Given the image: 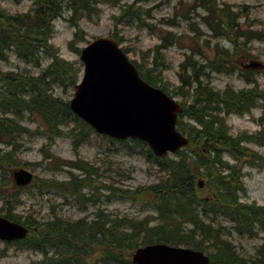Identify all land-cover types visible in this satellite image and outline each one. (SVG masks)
<instances>
[{
	"label": "trees",
	"instance_id": "trees-1",
	"mask_svg": "<svg viewBox=\"0 0 264 264\" xmlns=\"http://www.w3.org/2000/svg\"><path fill=\"white\" fill-rule=\"evenodd\" d=\"M1 1L4 0H0V55H3L7 49L15 48L21 56L28 58L34 57L37 51L41 50L52 60L49 67L38 76L0 72V111L4 113L0 116V142L7 147L0 149V184L11 186V171L21 165L18 152L22 148V143L18 140V136L33 134L29 127L22 124V121L26 119L32 121L39 117L46 129L41 134H46L50 138L62 136L63 127L78 123L81 132L74 136L80 142L89 137L91 129L73 115L66 101L40 90L43 87H52V80L58 83L73 78L75 81L79 74L78 68L61 59L58 49L49 42L54 32V22L64 13L65 4L62 0H33L32 10L26 14L12 16L2 8ZM214 4L215 0H212L204 7L212 14L205 20L212 31L218 32L215 33V37L227 39L232 43L233 48H238L240 38H245L243 45L254 39L260 40V30H248L242 33L240 26L236 24V13L228 6L219 9L218 5L214 6ZM70 5L71 17L74 18L71 19L75 27H79V20L82 18L86 16L93 18L90 14L94 10L98 12L93 0H71ZM215 8L221 13L216 12ZM138 12V10H135V13L124 10L123 16L127 20L125 23L141 21ZM215 12L217 21L213 20ZM142 24L144 25L143 22ZM234 28H237V31H234ZM80 31L75 33L76 38ZM171 40L176 43L178 39ZM162 41V46L159 48L167 47L168 39L164 37ZM169 44L172 45V42ZM217 47L219 49L214 67L223 72L233 70L234 68L230 67L234 66V62L230 58L228 48L221 49L219 45ZM191 61L190 59L186 65L187 70L183 69L182 73L194 72V75H197L195 81L198 87H179L175 91L183 99L185 106L178 125L191 138L192 144L188 149H197L201 153L194 150L195 156H193L189 150H184L177 159L165 158L156 161L161 170L166 172L159 185L154 187L157 199L155 208L158 212L156 224L152 225L156 220L153 218L136 221L120 219L109 224L99 219L89 226L88 232L78 231L77 234L73 230L77 225L70 228L62 219L46 223V226L38 232H34L30 225L32 223L28 222L30 234L22 244L29 249H56L57 254L42 264H53L54 261L58 263L57 257L60 259L70 257L71 261L81 264L83 253L77 254L79 250L75 249L80 246H83L81 249H87L88 258L101 253V264H133L131 253L136 247L154 242L190 246L196 249H205L206 246L220 247L222 249H212L213 264L263 262L262 259L260 260V255L252 261L242 258L234 250L231 242L224 238L223 229L207 224L193 206L200 204L197 184L199 177L203 176L207 181V191L217 199V206L205 209L209 211L207 215L214 214L212 220H216L221 210L226 218L234 222L235 228L240 233L253 234L257 225L264 231V206L238 203L240 192L244 190L240 178L242 165L255 163L260 165L261 160L260 153L248 148L246 144L256 143L264 146V128L256 134L233 136L228 123V118L232 114L251 113L253 109L260 108L261 104L264 107V90L256 87L257 85L243 89L227 87L224 90L204 87L199 77L203 76L205 71L202 68L198 69L200 67L196 68L195 63ZM153 69L140 70L147 81L156 84V78L152 75ZM245 78L249 82L252 81L250 75H246ZM29 90L39 91L38 96L26 98ZM187 98L191 101L187 102L185 100ZM8 114L12 118L7 116ZM39 131L40 129L36 131L37 134ZM224 154H228L234 160V165L224 161ZM55 162H57L55 167L60 168L61 162H58L56 157ZM85 164L84 161L76 163L78 168ZM82 168L86 170L85 167ZM47 184L51 188L57 186L63 191L68 188V185L63 187L66 183L60 186L62 183L51 181L44 185ZM72 184L75 185V180ZM16 200L11 198L6 200L11 213ZM168 203L170 205H167ZM186 205H189V208ZM11 213L8 216L13 218ZM112 223L114 224L110 226ZM184 224H188L191 228L185 230ZM69 250L74 252L70 255L67 253ZM60 263L65 264V259Z\"/></svg>",
	"mask_w": 264,
	"mask_h": 264
},
{
	"label": "rangeland",
	"instance_id": "rangeland-1",
	"mask_svg": "<svg viewBox=\"0 0 264 264\" xmlns=\"http://www.w3.org/2000/svg\"><path fill=\"white\" fill-rule=\"evenodd\" d=\"M62 2L65 4L64 13L54 22V33L49 42L58 49L61 58L73 63L78 71L80 70L77 76L78 83L82 78V72H84V65L80 59L82 47L95 38L110 36L119 41L129 58L136 62L140 68L142 67L144 70L154 68L152 75L156 78V85L168 87L180 102H182V98L173 93L177 87H198L195 81L197 75H194V72L182 73L183 69L187 70L186 65L190 59L192 60L191 63H195L196 68L200 67L198 69L202 68L205 71L203 76L199 77L204 87H215L217 90H223L226 87L243 88L257 85L256 87L264 89V0H215L214 6L218 5L219 9L228 6L236 13V24L240 26L242 33L248 30H260V40L254 39L243 45L245 38H240L238 48H233L232 43L227 39L215 37V33L218 32L212 31L207 25L205 19L212 14L210 10L205 9L204 5L209 4L212 0H93L98 12L94 10L90 14L93 17L91 19L90 16H86V18L79 20V27H75V23L70 21L74 19L71 17V0H62ZM33 5V0L1 1L2 8L12 16L28 13L34 8ZM124 10L134 13L135 10H138L142 18L141 21L135 22L134 20L125 23L127 20L123 16ZM215 11L220 12L216 8ZM216 12L213 15L215 21L218 18ZM239 16L241 17L239 18ZM142 22L148 26H144ZM237 28H234V31H237ZM79 30L81 31L78 34V40H75L71 46L70 43L74 40V34ZM164 37L168 39L169 43L172 42V45L168 43L167 47L159 48L162 46V38ZM176 38L178 39L176 43L171 40ZM217 45L221 49L228 48L230 58L234 62V66L230 67H233V70L223 72L214 67L217 58L216 53L219 49ZM190 56L192 57L189 58ZM51 62L52 60L47 53L41 50L37 51L34 57L25 58L15 48H10L3 55H0V72L38 76L49 67ZM251 62H260L262 67L260 70L245 68ZM194 71H196L195 68ZM246 75H250L253 82L245 81L243 77ZM70 79V81L58 83L52 80V87H43L40 90H44L54 97L58 95L70 99L77 83H72L74 79ZM61 87H68V89L66 91ZM37 94L39 91L29 90L26 98L37 97ZM185 100L191 101L190 98ZM261 112V109L260 111L254 110L250 114L228 118L232 133L246 132L252 134L257 132L261 129V122L259 124L258 121ZM3 114L0 111V116ZM7 116L12 118L10 114ZM22 124L29 127L33 134L19 135V139L17 137L25 145L23 151L22 149L19 150L18 157L23 163L22 166L31 170L39 178L41 188L47 192L39 191L37 186H30L21 192H12L13 189L10 188L0 190V215H6L8 212L6 200L11 192V200L16 198L19 202L18 205L15 204L13 213L15 216L21 217L22 220L30 215L49 220L51 212L54 211L58 213L59 218L69 220L73 226H76L77 223L74 220L92 214L95 218L103 215L108 220V212L129 218L131 216L140 218L149 213L147 202L152 197L138 191L156 183L160 173L134 143L128 147L120 141L91 135L92 138L89 142L82 144L79 141L77 146H74L72 139L65 138V136L54 140L45 138L47 135L41 134V132L46 129L39 117L35 118V122L26 119V121H22ZM69 126L61 128L62 131H66ZM37 127L40 129L39 134L36 132ZM0 147L6 148V144L0 142ZM42 147H44V151H42ZM251 147L258 149L255 145ZM263 151L264 149L260 148V152ZM44 152L71 161L69 164L72 167L69 166L68 168L75 172L74 176L79 180L85 177V173L82 176L81 171L73 166L79 161H88L98 169L97 175L93 179L98 190L93 191L91 189L89 194L81 189L74 193L75 197L83 193L82 196L85 198V195L94 197L100 191V195L97 196L98 200L94 205L89 202L82 205L75 199L64 200L60 196L51 195L53 188L49 184L47 186L44 184L52 180L68 182L70 174L65 171H57L56 168H50L51 162L47 161V154ZM243 173L245 187L240 192V202L242 204L246 202L264 205V166L252 168L245 166ZM105 185L119 189V194L125 193L127 195L134 192L133 195L136 196V200L118 196L114 198L110 195L106 197L105 195H108L109 192L104 190L106 189ZM206 194L203 192L200 198H205ZM186 206L189 208V205ZM193 207L195 209L197 205L194 204ZM153 216L156 220L152 224L155 225L158 221V214L155 210H153ZM223 217L220 216L219 218L220 224H222ZM185 228L188 230L191 226L186 225ZM229 237L230 235L224 238ZM232 241L242 253L252 256L257 248L264 244V234L252 239L234 233L232 234ZM82 247L75 248L79 250L77 254L81 255L87 251L81 249ZM38 250H41L42 256L40 253L29 250L25 245L15 246L14 244L0 243V264H33L43 258L45 250L53 253L51 256L56 252V249ZM73 252L69 250L67 253L71 255ZM65 264H76V262L71 261L68 257L65 259Z\"/></svg>",
	"mask_w": 264,
	"mask_h": 264
},
{
	"label": "water",
	"instance_id": "water-1",
	"mask_svg": "<svg viewBox=\"0 0 264 264\" xmlns=\"http://www.w3.org/2000/svg\"><path fill=\"white\" fill-rule=\"evenodd\" d=\"M86 75L71 109L101 134L116 138L141 137L155 153L177 151L188 140L176 131L177 117L183 108L163 91L151 87L140 77L112 38H100L83 51ZM18 183L32 176L16 173ZM27 230L0 218V238L15 240ZM136 264H210L203 252L184 247L155 244L140 248L133 256Z\"/></svg>",
	"mask_w": 264,
	"mask_h": 264
},
{
	"label": "bare ground",
	"instance_id": "bare-ground-1",
	"mask_svg": "<svg viewBox=\"0 0 264 264\" xmlns=\"http://www.w3.org/2000/svg\"><path fill=\"white\" fill-rule=\"evenodd\" d=\"M53 27H54V25H53ZM119 42V41H118ZM83 51L84 50H81V53H83ZM136 68V67H135ZM136 70L137 71H139L138 70V68H136ZM244 78V80L245 81H248V80H246V78L245 77H243ZM227 88V87H226ZM183 108H184V110H185V106H184V104H183ZM31 122H35V120H32ZM30 129V128H29ZM37 130L39 129L38 127L36 128ZM65 132V131H64ZM51 140V139H50ZM54 140V139H53ZM21 143H23V141L21 142ZM24 144H22V151H23V148H24ZM7 148V147H6ZM6 148H1L0 147V149H6ZM81 161H79L78 163H80ZM85 162V161H84ZM80 165V164H79ZM72 167V165H70L69 163L67 164V167ZM76 169H80V168H78V166L75 164V165H73ZM56 170L58 171V170H60V169H58V168H56ZM106 189H104V190H106L107 192H109L108 193V195H105L106 197H108L109 195L110 196H113L114 198H116L117 197V194L112 190V189H110L109 187H105ZM53 190H54V188H53ZM102 196H104V195H102ZM16 199V198H15ZM96 200H98V198L96 197L95 199H93L92 201H90L89 203H91L92 205H94L95 204V202H96ZM240 202V196H239V199H238V203ZM241 203V202H240ZM16 205H18L19 204V202L17 203V200H16V203H15ZM15 204L13 205V208H11V211H12V213L10 212V207L8 206V204H7V202H6V205L8 206V212L6 213V215H0V217H8V218H10L8 215H10V213H11V216L13 217V218H10V219H15L17 216H15L14 215V213H13V211H14V208H15ZM205 209L206 208H204V207H202L200 204H197V207H196V211H198V213L199 214H201V216H202V218L204 219V221L207 223V224H212L213 225V227H218V228H220V229H223V231H224V233H223V236L225 237V236H228V235H230V232H229V230H227L226 228H225V226L224 225H222V224H220L219 223V218H220V216H225V214H223V212L221 211V210H219V212H218V216H217V218H216V220H212V217L214 216V214H212V213H210V214H208L207 215V213L209 212V211H205ZM154 210H155V212L158 214V212H157V210H156V208H154ZM50 220L51 221H54L55 220V218L58 220V219H61V218H59V216H58V213L57 212H54V211H52L51 212V214H50ZM158 217V216H157ZM151 218H154V216H152ZM101 220V221H105V222H107L108 223V220H106L105 218H104V216L103 215H99L97 218H96V220L98 221V220ZM122 219H129V217H123ZM155 219V218H154ZM63 220V219H62ZM50 222V221H49ZM63 222L64 223H66V225L68 226V227H73V223L71 222V221H69V220H63ZM47 223V222H46ZM114 223H112L110 226H112ZM153 225V224H152ZM186 225H188V224H184V228L186 227ZM78 226V225H77ZM28 228H29V233L23 238V239H21V240H19V241H17L16 243H14V245L15 246H19V245H21V246H23L24 244H22V241L23 240H25L27 237H28V235L30 234V227L28 226ZM226 239V238H225ZM25 247H27V246H25ZM233 247V246H232ZM28 248V247H27ZM214 248H217V249H222V248H220V247H211V246H206V248L205 249H209V251L211 252V254L213 255L214 254V252H212L211 250L212 249H214ZM234 248V247H233ZM87 250V249H86ZM53 254V253H52ZM51 253H49V251H47V250H45V252H44V255H43V261H41L40 263H38V264H42V262H44L45 260H47V259H49V258H52V257H54L56 254H57V252H55V254L53 255V256H51L52 255ZM86 254H87V252H84L83 253V256H82V259H81V264H83V260L87 257L86 256ZM263 260V262H261L260 261V264H264V252L263 253H261L260 254V260ZM80 264V263H79ZM212 264H213V262H212Z\"/></svg>",
	"mask_w": 264,
	"mask_h": 264
},
{
	"label": "flooded vegetation",
	"instance_id": "flooded-vegetation-1",
	"mask_svg": "<svg viewBox=\"0 0 264 264\" xmlns=\"http://www.w3.org/2000/svg\"><path fill=\"white\" fill-rule=\"evenodd\" d=\"M214 249H217V248H214Z\"/></svg>",
	"mask_w": 264,
	"mask_h": 264
}]
</instances>
